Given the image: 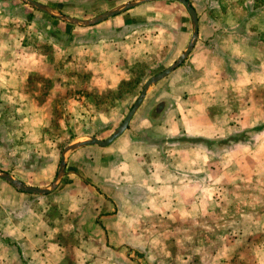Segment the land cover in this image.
I'll list each match as a JSON object with an SVG mask.
<instances>
[{"label": "rangeland", "instance_id": "obj_1", "mask_svg": "<svg viewBox=\"0 0 264 264\" xmlns=\"http://www.w3.org/2000/svg\"><path fill=\"white\" fill-rule=\"evenodd\" d=\"M33 1L66 16L88 20L133 0ZM188 2L198 20L195 45L179 67L148 89L123 135L141 124V117L149 118L144 125H152V111L161 101L165 103L164 110L177 111L178 102L173 98L179 92L180 82L185 78H204L215 93L213 104L208 103L209 114L225 128L224 136L219 138V150L239 141L250 142L253 155L254 145L256 152L263 154L264 147L259 143L264 145V0ZM26 8L33 11L27 21L23 18ZM124 13L131 19L126 20V26L116 28L119 32L115 37L110 36L111 24L107 19L105 24L89 28L98 25L96 29L102 30L75 38L60 35L57 20L19 0H0V48L9 51L17 73L29 63L33 67L32 71L26 70L27 79L25 73L19 74L24 80L12 95L20 109L13 118L0 115V127L5 129L2 138L7 136L8 128L17 131L14 140L17 152L0 164L25 184L47 186L55 176L60 151L70 142L110 135L131 107L143 82L173 63L190 41L188 15L176 2L145 3ZM9 31L19 33L15 34L16 41L9 38ZM120 42L132 56L124 49L113 54ZM87 45L94 61L87 64L91 70H81L82 53L87 52ZM121 82L123 85H119ZM35 107L41 108L40 117L33 113ZM235 111L256 127L237 131V124L229 117ZM41 118L47 123L43 130L39 129ZM22 143L25 144L21 146ZM36 154L40 155L38 160ZM71 155L66 158L64 175L67 164L69 169L72 162ZM255 163L252 168L247 162L240 163V177L244 179L231 180L222 186L214 184L202 208L198 206L185 216L176 215L174 222L163 223L152 216L145 222V229L137 233L140 246L122 247V254L116 246L101 244L102 231L95 236L91 230L77 228V221H72L68 228L71 217L62 220L64 217L50 206L48 216L55 222L48 226L53 234L43 232L47 230L45 226L34 228L39 235L33 239V245L8 244L0 234V264H219V255L223 259L232 253L227 244L219 245V237L230 234L226 225L232 220L239 223L241 234L247 237L241 240L231 263L227 260L226 264H264V232L258 228V223H264V163L257 159ZM63 176L56 189L47 195L67 183ZM221 192L223 196L219 195ZM236 206L240 207L238 213ZM254 231L256 237L250 242L249 235ZM125 254L132 257L130 261L115 258Z\"/></svg>", "mask_w": 264, "mask_h": 264}, {"label": "crops", "instance_id": "obj_2", "mask_svg": "<svg viewBox=\"0 0 264 264\" xmlns=\"http://www.w3.org/2000/svg\"><path fill=\"white\" fill-rule=\"evenodd\" d=\"M24 10L23 18L27 21L26 17L30 11L27 8ZM124 12L108 19L107 22L111 24V37H115L119 32H116V28L126 26V20L131 19L130 15ZM105 22L106 20L99 25ZM57 23L56 27L60 35H73L75 38H79V34L89 35L102 30L96 29L98 25L89 29L90 26L69 27L70 25H64L58 20ZM15 34L19 36L18 32H8L9 38L14 41H16ZM122 43L113 49V54L124 49ZM90 44L91 42L88 43ZM88 45L85 48L87 52L82 53L84 62L81 70H91L87 64L94 61L90 57ZM6 50L0 48V115L13 118L20 104L12 99V95L16 93V86L22 84L24 80L19 74L25 73L27 79L26 70L32 71L33 67L29 63L27 68L17 73L16 63L11 62L9 51ZM124 50L132 56L131 52ZM22 53L25 58V52ZM111 84H115V81L111 80ZM180 84L179 92L175 93L173 98L178 102L177 111L168 109L159 116L154 118L152 116L151 122L155 124L150 126L144 125L149 119L147 116L139 118L141 124H136L127 134L122 133L107 148L87 146L72 153L70 160L73 166L70 163L68 169L67 164V172L63 176L67 183L56 193L29 195L15 190L0 180V234L3 241L8 244H31L39 235L35 229L40 226L47 227L43 232L48 236L52 235L53 231H49L48 225L55 220L49 219L48 210L53 206L62 218L64 217L62 220L68 221V216L71 217L68 228L77 221L75 224L77 228L91 230L95 236L97 232L102 231L104 237L100 241L101 244L116 246L117 249L120 248L119 254H122V247L137 244L140 246V242L136 241L137 233L145 229V222L150 221L152 216L161 219L163 223L170 220L174 222L176 215L185 216L198 206L202 208L210 198L214 184L222 186L231 180L244 179L240 177L241 171L238 168L240 163L247 162L251 168L256 165L255 159L264 163V151L263 154L257 153L254 145L255 155H253L250 142L238 141L230 147H222L219 150V138L224 136L225 128L209 114L208 103L211 101L213 104L215 93L208 86V81L204 78H185ZM8 102L14 103L16 108ZM40 110L41 108L38 110L35 107L33 113L39 114L40 117L42 112ZM229 117L232 118L231 122L237 124L239 128L236 129L237 131L256 127L248 119L241 117L239 111L229 113ZM40 120L39 129L43 130L47 123L42 118ZM132 121L131 118L129 123ZM27 130L24 128L25 133H28ZM4 131L5 129L0 127V156L1 154L3 156L0 157V163L2 164L5 158L8 160L17 152L14 141L17 131L14 127L12 130L8 128L7 136L2 138L1 134ZM226 131L229 132V129ZM24 144L22 143L21 146ZM259 145L264 147L261 142ZM36 155L38 160L40 155ZM45 164L44 162L43 165ZM27 165L31 166V163ZM251 168H248V171L254 174ZM0 170L9 173L15 179L23 180L1 164ZM219 195L223 196L222 192ZM238 209L240 207L236 206V213ZM206 211L205 205L204 212ZM226 226L230 229V234L219 237V245L227 244L231 247L232 253L226 254L223 259H220L219 255V264H226L227 260L231 263L234 254L239 251L241 240L245 241L247 237L241 234L239 223L236 221L232 220L231 224ZM258 228L264 232V223H258ZM255 237L254 231L249 235L248 240L252 242ZM117 257H123L125 261H130L132 258L126 254L115 255V258Z\"/></svg>", "mask_w": 264, "mask_h": 264}, {"label": "water", "instance_id": "obj_3", "mask_svg": "<svg viewBox=\"0 0 264 264\" xmlns=\"http://www.w3.org/2000/svg\"><path fill=\"white\" fill-rule=\"evenodd\" d=\"M19 1L24 3L27 7L34 9L35 11L44 13L45 15L53 19L64 22L71 26H81V27H89L96 25L119 13L132 9L141 4L158 2V1H172L180 4L184 8L185 12L188 15L190 21V27H191L190 41L186 45L185 49L182 51V53L177 57V59L173 63H171L169 66H167L166 68H164L163 70H161L160 72L156 73L155 75L146 79L143 82L142 87L139 93L137 94L134 102L132 103L131 107L129 108V110L127 111L121 122L119 123V125L112 131L110 135H108L104 139H98L95 137H85L84 139L74 140L62 148L59 154V160H58L55 176L47 186L38 187V186L27 185L24 182L15 179L9 173L0 170V180L6 182L15 190L29 195H47L56 189L57 184L61 180V177L64 175L66 158L71 153H73L74 151L80 148L87 146L106 147L110 143H112L115 139H117L126 130L131 118L133 117L136 110L139 108L142 101L144 100L148 89L151 86L158 83L159 81H161L162 79H164L166 76H168L175 68L179 67V65L188 56L189 52L193 49L195 42L197 40L198 20L194 8L190 5V3L187 0H133L119 4L111 8L110 10L100 13L88 20H81L66 16L64 14H61L53 10L52 8L46 5L40 4L33 0H19Z\"/></svg>", "mask_w": 264, "mask_h": 264}, {"label": "trees", "instance_id": "obj_4", "mask_svg": "<svg viewBox=\"0 0 264 264\" xmlns=\"http://www.w3.org/2000/svg\"><path fill=\"white\" fill-rule=\"evenodd\" d=\"M102 1H105V2H108V1H114V0H102ZM33 11L30 10V13L27 15V19L29 20L32 16H33ZM119 85H123V82H121ZM118 85V86H119ZM164 107H165V103L163 101H161L160 103H158L155 107H154V110L152 111L153 114H151L153 116V118L155 116H159L161 114V112L164 110ZM53 207V206H52Z\"/></svg>", "mask_w": 264, "mask_h": 264}]
</instances>
